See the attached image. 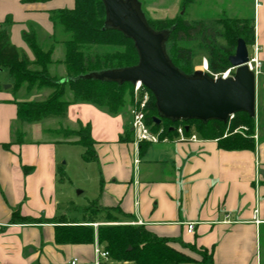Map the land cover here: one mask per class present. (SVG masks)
Masks as SVG:
<instances>
[{
    "label": "crops",
    "instance_id": "obj_1",
    "mask_svg": "<svg viewBox=\"0 0 264 264\" xmlns=\"http://www.w3.org/2000/svg\"><path fill=\"white\" fill-rule=\"evenodd\" d=\"M73 5L74 0H0V28L9 19L11 43L33 60L22 39V33L32 28L37 41L46 48L52 45L49 73L57 70L65 78V68L58 63L63 45L51 41L55 29L48 12ZM253 22L263 68L256 79L257 138L251 148L225 149L217 139L201 138L193 130L198 140L179 141L174 134L136 147L130 134V106L112 115L76 102L68 105L63 117L23 122L17 119V102L27 100L11 90V83L0 82V264H71L73 258L75 264H94L95 222L88 223L92 242L70 243L55 240L56 223L11 221L15 210L38 219L83 220L84 208L92 200L105 210L95 220H104L105 212L121 221L140 220L157 236L207 248L214 264H264V0L254 7ZM80 124L90 127L92 159L83 158L84 148L73 142L75 137L60 133L77 130ZM61 143L82 147L81 183L86 181L89 191L84 187L79 191L86 192L77 205L83 209L81 217L61 209L72 201L57 184ZM188 222L193 223L192 232L186 231ZM171 245L176 248L177 243ZM100 264L133 263L109 258Z\"/></svg>",
    "mask_w": 264,
    "mask_h": 264
},
{
    "label": "trees",
    "instance_id": "obj_2",
    "mask_svg": "<svg viewBox=\"0 0 264 264\" xmlns=\"http://www.w3.org/2000/svg\"><path fill=\"white\" fill-rule=\"evenodd\" d=\"M48 0H23L26 3L45 2ZM192 0H182L185 7ZM143 10V9H142ZM144 12V11H143ZM49 18L54 27L61 28L64 38L63 57L58 63L65 68V78L52 76L48 67L54 61L51 58L52 45L43 48L37 41L32 28L22 33V39L33 54L30 60L25 52L17 49L10 41L6 27L0 28V68H5L11 77V90L16 91L24 86L26 91L48 88V95L42 100H27L17 102V119L23 122H36L49 117H63L70 103L83 102L105 110L115 115L126 110L131 104L133 85L130 83L117 84L91 79L73 80L72 78L91 71L107 68L130 66L137 62V53L133 41L123 36L117 30L102 29L104 21V6L101 0H74L72 8L50 10ZM150 26L156 30L173 27L166 41V51L172 62L185 73H191L193 51L188 46H179L173 50L170 46L174 41L196 40L200 48L207 53L208 66L211 71H222L230 66L228 57L234 52L238 38L246 45L254 42V24L247 19L227 18L216 19L211 23L201 20L193 21L178 19H150L144 12ZM217 38H223L225 44H219ZM52 42H59L53 37ZM182 62V63H181ZM185 63V64H184ZM69 92L70 98H67ZM150 100L146 107L145 122L154 132L160 131V136H172L179 124L188 126L185 133L195 131L201 138L217 139L219 146L225 149H243L253 147L252 134L254 118L245 112H237L227 123L210 120L206 123L192 119L171 122L162 118L158 123L153 120L156 115L154 97L149 91ZM240 125H247V136L231 133ZM170 127L173 129L170 130ZM185 128V127H184ZM64 138L75 137L73 142L84 148L83 158L88 160L95 157L93 139L90 136L88 124L79 125L77 130L60 131ZM227 133L226 135H224ZM130 134L132 132L130 129ZM144 143V142H143ZM103 209L92 200L85 208L83 220H67L63 216L53 219H38L31 216H21L17 210L11 213V221L56 223L55 240L57 242L87 243L93 241V228L88 223L100 217ZM105 211V210H103ZM104 219L114 224L98 225L96 238L98 243L108 252L113 261H129L133 264H180L192 262L171 243H178L189 248L201 257L196 264H214L211 251L194 243H185L181 239L160 237L142 225L122 224L116 216L105 212ZM87 217V218H86ZM85 219V220H84Z\"/></svg>",
    "mask_w": 264,
    "mask_h": 264
},
{
    "label": "water",
    "instance_id": "obj_3",
    "mask_svg": "<svg viewBox=\"0 0 264 264\" xmlns=\"http://www.w3.org/2000/svg\"><path fill=\"white\" fill-rule=\"evenodd\" d=\"M101 2L104 6L102 29L117 30L131 39L137 62L79 74L73 80L91 79L119 85H134L139 81L154 97L156 123L162 118L171 122L196 119L203 123L210 120L227 123L237 112L255 118L256 78L246 65L248 50L242 38L237 39L234 52L228 57L230 65L235 66L233 76L213 78L200 69L185 73L166 51V41L173 27L152 28L139 0ZM184 127L188 129L187 125Z\"/></svg>",
    "mask_w": 264,
    "mask_h": 264
},
{
    "label": "rangeland",
    "instance_id": "obj_4",
    "mask_svg": "<svg viewBox=\"0 0 264 264\" xmlns=\"http://www.w3.org/2000/svg\"><path fill=\"white\" fill-rule=\"evenodd\" d=\"M182 0H139L141 4V8L146 13L148 18L150 19H166L169 21H176L181 18H186L188 20H201L205 23H211L216 19H220L223 17L227 18H241L247 19L248 22H253L254 15V7L257 6L258 0H192L190 3L182 5ZM147 7L150 10L147 11ZM152 8V9H151ZM56 39H60L61 35L64 36L61 28L54 27ZM53 37V36H51ZM49 36V39L51 40ZM40 45L46 48V44L43 41L38 40ZM52 41V40H51ZM50 42V41H49ZM46 42V43H49ZM60 42V41H59ZM217 42L219 44L224 45L226 42L223 38H217ZM61 43V42H60ZM62 45V44H61ZM179 46H188L193 51V57L191 59V64L194 69H198L203 58L208 59L207 53L204 49L200 48L199 42L196 40H190L185 42V40L174 41L172 46H170L173 50L177 49ZM62 47V46H61ZM64 49V48H63ZM247 50L249 53L252 52L251 45H247ZM57 53H55L56 56ZM182 63V62H181ZM185 64V63H184ZM63 65V64H62ZM57 68V67H56ZM263 68V67H262ZM0 70V82L4 84H10L11 77L8 74L7 69L1 68ZM262 72V69H261ZM260 72V74H261ZM52 76L59 77L57 70L55 72H50ZM257 75V79L260 76ZM49 89L42 87L40 89H32L30 92L26 91L25 87H20L16 93L18 97L26 100H42L44 99L48 93ZM67 94H70L67 92ZM131 104L128 105L131 107ZM255 129H253V132ZM252 132V133H253ZM47 137H54V135L48 134ZM69 143V142H68ZM63 155L60 159V165L57 175V184L62 191L61 194H66L65 197H70L72 199L69 200L67 206L65 204L62 205V212L67 214L76 213L78 217L83 215L82 207H78V202L81 197H83L85 193L79 194V191L84 187H86V181L81 183L83 179L82 173V165L84 162L81 158L82 147L78 144L69 145V144H57V152L58 154ZM91 189V188H89ZM89 191V190H88ZM68 198V199H70ZM67 201V200H66ZM80 208V209H77ZM103 222V223H115L110 222L107 219L104 220H95L94 222ZM104 225V224H102ZM176 249L181 251L185 256L189 259H192V262L180 263V264H196L201 261V257L195 252L191 251L189 248L182 247L178 243L176 245ZM195 261H197L195 263Z\"/></svg>",
    "mask_w": 264,
    "mask_h": 264
},
{
    "label": "built area",
    "instance_id": "obj_5",
    "mask_svg": "<svg viewBox=\"0 0 264 264\" xmlns=\"http://www.w3.org/2000/svg\"><path fill=\"white\" fill-rule=\"evenodd\" d=\"M252 52H248V60L246 62L247 67L254 73L255 78L257 79V75L260 74L262 69V59L260 57L261 52V46L259 43L254 40V42L251 44ZM198 69L202 70L203 72L208 73L211 77L217 78H227L229 76H233L235 71V66H228L222 71L213 72L210 70L208 66V62L206 58H203L201 61L200 66H198ZM150 100L149 91L138 81L133 85V91H132V105L130 107V129L132 132V141L135 144L136 147L142 142L147 143H155L159 141L160 137V131L154 132L150 129V127L145 122V113H146V107ZM233 115L230 116L232 118ZM229 118V119H230ZM184 126L182 124H179L175 127V134L176 139L179 141H195L198 140V136L195 132L185 133ZM248 126L247 125H240L232 130L231 133H239L243 136H247L248 134ZM225 133L224 135H226ZM253 139L257 138L256 131H254L252 134L249 135ZM138 159H135V162H137ZM122 224H131V225H141L142 222L140 220L135 221H123L120 222ZM102 224H110V223H92V226L96 228L98 225ZM186 231L192 232L193 230V223L188 222L185 224ZM109 255L108 252L103 249L100 244L97 241V238L94 242V264H100L101 260H108ZM77 261V258H73L71 260V264H75Z\"/></svg>",
    "mask_w": 264,
    "mask_h": 264
}]
</instances>
